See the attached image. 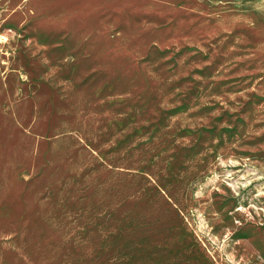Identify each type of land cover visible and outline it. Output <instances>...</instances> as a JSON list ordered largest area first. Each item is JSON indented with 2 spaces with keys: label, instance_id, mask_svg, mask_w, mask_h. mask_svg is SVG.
Returning <instances> with one entry per match:
<instances>
[{
  "label": "rangeland",
  "instance_id": "obj_1",
  "mask_svg": "<svg viewBox=\"0 0 264 264\" xmlns=\"http://www.w3.org/2000/svg\"><path fill=\"white\" fill-rule=\"evenodd\" d=\"M0 264H264V0H0Z\"/></svg>",
  "mask_w": 264,
  "mask_h": 264
}]
</instances>
